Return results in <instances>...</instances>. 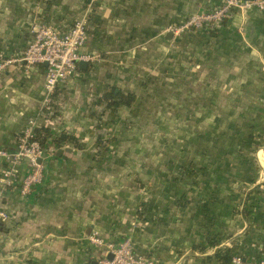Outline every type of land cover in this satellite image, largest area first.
<instances>
[{"label": "crops", "instance_id": "obj_1", "mask_svg": "<svg viewBox=\"0 0 264 264\" xmlns=\"http://www.w3.org/2000/svg\"><path fill=\"white\" fill-rule=\"evenodd\" d=\"M222 1L0 0V57H20L35 25L66 31L81 18H88L91 27L82 52L97 57L78 65L77 75L58 86L49 107L43 106L44 64L11 65L0 75V148L13 152L28 120L43 113L48 119L40 118L38 128L76 140L60 147L49 140L48 156L42 160L43 181L26 197L18 192L28 171L26 162L19 167L16 185L0 188V213L8 216L0 220V264H93L100 255L89 240L94 232L114 244L130 237L136 254L159 264H214L206 258L232 242L242 244L239 252L244 258L264 259V186L258 196H250L246 217L231 211L236 201L224 197L225 190L218 203L210 204L207 216L200 211L204 200L195 196L185 207L178 206L172 197L182 186L167 180L164 186L143 189L149 204L146 224L135 215L145 203L143 191L125 182L139 176L134 167H125L129 150L121 144L128 140L119 135L127 127L121 126L113 137L114 148L105 161L95 160L92 153L97 146L96 120L111 115L118 123L119 117L133 114V107L113 110L95 105L112 89L137 98L145 90L141 84L146 78L160 74L173 83L177 66L197 74H221L224 78L214 77V83L233 92L242 78L264 71V17L255 10L234 15L213 34L177 37L170 32L172 26L193 14L210 12ZM74 90L79 98L66 96ZM131 123L136 128L138 121ZM2 165L0 161V171ZM207 234L219 245H204L200 251L197 247Z\"/></svg>", "mask_w": 264, "mask_h": 264}, {"label": "rangeland", "instance_id": "obj_2", "mask_svg": "<svg viewBox=\"0 0 264 264\" xmlns=\"http://www.w3.org/2000/svg\"><path fill=\"white\" fill-rule=\"evenodd\" d=\"M191 16L172 26V33ZM189 33L195 32L184 31L176 36ZM175 69L173 83L164 81L160 74L157 79H145L141 84L145 90L137 97L133 114L119 117L118 123H114L115 117L111 115L94 121L96 129L103 130V142L110 143L97 144L93 158L102 161L108 158V151L114 148L113 137L123 126L127 130L118 135L128 140L127 145L121 146L129 150L126 155L130 157L125 167H134L139 175L125 180L126 185L130 183L143 191L146 187L164 186L168 180L187 191L182 201L194 196L207 200L209 193L216 195L213 191L224 186L229 189L223 196L237 195L231 200L239 204L248 194L258 196V190L264 186V71L242 78L244 82L232 92L229 86L214 83V77L224 78L221 74H197L177 66ZM68 93L69 98L70 93L81 96L75 90ZM135 121H138L136 128L131 123ZM251 134L253 138L249 137ZM96 136L95 130V139ZM180 168H185L182 171L187 175L183 183L178 178ZM175 178L179 182L174 183ZM141 195L145 203L137 209L136 217L149 205L147 192ZM172 199H177L176 193Z\"/></svg>", "mask_w": 264, "mask_h": 264}, {"label": "built area", "instance_id": "obj_3", "mask_svg": "<svg viewBox=\"0 0 264 264\" xmlns=\"http://www.w3.org/2000/svg\"><path fill=\"white\" fill-rule=\"evenodd\" d=\"M251 10L264 17V0H223L216 9L191 16L173 34L219 28L222 20L233 18L236 14L244 16ZM87 27V18L74 21L66 31L52 26L35 25L31 29V41L20 57L13 59L0 57V75L11 65L32 67L47 64L43 81V106L49 107L58 86L77 75L79 63H89L97 59L96 56L82 52L89 36ZM169 30L173 32L172 28ZM47 117V113H43L39 118L28 120L26 127L16 138V148L13 152L0 148V161L7 164V168L0 171V188L3 190L16 185L22 162L27 163L28 171L20 182L18 189L20 196L26 197L33 188L42 183L44 175L42 160L47 158L48 152L41 148L35 139L34 131L39 127L40 118L47 122ZM7 218V214L0 213L1 221H6ZM89 240L100 252L96 264H156L154 260L136 254L130 238L114 244L103 240L98 232H94ZM231 264H264V260L246 263L241 257L235 256Z\"/></svg>", "mask_w": 264, "mask_h": 264}, {"label": "trees", "instance_id": "obj_4", "mask_svg": "<svg viewBox=\"0 0 264 264\" xmlns=\"http://www.w3.org/2000/svg\"><path fill=\"white\" fill-rule=\"evenodd\" d=\"M230 19L231 18H226V19L222 20V22L220 23L219 28L209 29V30L202 31V32H206L208 34H210V33L213 34L216 31H218V29H220V27L223 24H225ZM87 20H88L87 32H88V35H89V33L91 31V27H90V22H89L88 18H87ZM136 100H137V98H136V96L134 94H130V93L125 94V93H123V92H121L119 90L112 89L109 93H105L100 98H98L95 101V105L99 106L101 104H104L106 106V108L113 109V110H116V109H118L121 106L126 108V109H130L131 107H133V105L135 104ZM96 131L98 132L97 144H99L100 146L107 145L110 141L103 142V139H102L104 137V134L102 132L103 130L102 129H98V127H97ZM34 132H35V139L40 143L41 148L43 150H45V151H46V148L48 147L50 139H52V142H54L56 144V146H58V147H60V145L62 143H65V142H70V143H74V144L76 143L75 138H73L71 136H67L65 134H60L58 136H53V133L49 129H46V128H38V129H35ZM249 137L253 138L254 136L251 134V136H249ZM249 137H248V139H249ZM6 168H7V164L3 163L2 170L6 169ZM180 169H181L180 176H178V178L180 179V182L183 183L182 179H186L187 175H186L185 171L184 172L182 171L185 168H180ZM181 172L183 174H181ZM191 175L193 177L194 173L192 172ZM17 182H18V180H17ZM177 182H179V180H177L175 178L174 179V183H177ZM224 187H222V188L219 187V188H217V191H213L214 193H216V195H212V193H209L210 197H208L207 200H204V203L200 205V211L203 212L202 215H205V214H207V216L211 215L210 213H211L212 209H211L210 204L211 203L212 204L218 203V198H219V195L221 193L220 190L223 191V190H228L229 189L228 187H225V188ZM182 190H179V191L176 192L177 199L175 201L178 204V206L185 207L186 204L191 203L193 201L192 200H190V201H187V200L182 201V197L186 196V194H187V191H185V190L182 191ZM230 194H231V190H230ZM249 195L250 194L246 195V197L243 199V201H241L240 204L235 202V205L233 206V209L231 208V211L233 210L234 214H241L243 217H246L249 214V212H248L249 211L248 202L250 201V196ZM233 196L230 197V200H231V198H233ZM248 198H249V200H248ZM227 200H228V198H227ZM231 211H230V213H232ZM148 212H149V210L147 208L144 211L143 214L139 213V218L143 220L141 222H144L146 224L148 223V221H147ZM142 216H146V218H142ZM205 221H207V217L205 218ZM206 223H208V222H206ZM143 225H145V224H143ZM207 236H208V238H206L204 244H202L200 247L199 246L197 247L198 250H200V251L204 250V247H203L204 245L207 246V247H210V248H213V247H216V246L219 245V242L217 241L216 237H211L210 234H207ZM126 238L127 237H124L119 242H122ZM115 244H117V243H115ZM132 244H133V242H132ZM241 245L242 244H237V242L236 243L232 242L229 246H223L222 248L218 249L211 257L206 258V260H209V262L211 260V262H214V264H231L232 258L235 257V256H239V257H241L243 259L244 258L243 255H241L240 252H239L240 248H241ZM133 248H134V245H133ZM262 252H264V250ZM145 258L153 260L151 258H147V257H145ZM261 260H264V259H262V258L255 259V258H247V257L244 258V261L246 263L258 262V261H261ZM155 262H156V264H159L157 261H155Z\"/></svg>", "mask_w": 264, "mask_h": 264}, {"label": "water", "instance_id": "obj_5", "mask_svg": "<svg viewBox=\"0 0 264 264\" xmlns=\"http://www.w3.org/2000/svg\"><path fill=\"white\" fill-rule=\"evenodd\" d=\"M245 1H252V0H245ZM44 65L46 66L47 64H44ZM79 65L82 66V65H84V64H83V63H79ZM108 258L110 259L111 256H109ZM93 264H96V262H94Z\"/></svg>", "mask_w": 264, "mask_h": 264}]
</instances>
